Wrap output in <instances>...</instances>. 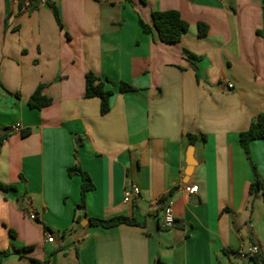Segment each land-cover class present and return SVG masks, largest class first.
I'll return each mask as SVG.
<instances>
[{
	"label": "crops",
	"instance_id": "crops-1",
	"mask_svg": "<svg viewBox=\"0 0 264 264\" xmlns=\"http://www.w3.org/2000/svg\"><path fill=\"white\" fill-rule=\"evenodd\" d=\"M42 1L0 0V250L30 248L2 264L264 259V198L249 196L251 164L264 181V139L251 160L239 142L264 111V0H59L58 19ZM171 10L189 24L178 43L142 29ZM88 73L113 93L106 115L85 98ZM39 87L51 99L40 110L29 106ZM75 165L95 185L85 208ZM131 185L141 195L125 203ZM121 216L138 224L90 225Z\"/></svg>",
	"mask_w": 264,
	"mask_h": 264
},
{
	"label": "trees",
	"instance_id": "trees-1",
	"mask_svg": "<svg viewBox=\"0 0 264 264\" xmlns=\"http://www.w3.org/2000/svg\"><path fill=\"white\" fill-rule=\"evenodd\" d=\"M101 1V0H96ZM55 11V15L58 19V12L56 9V4H51ZM153 26L147 25L144 21L140 20V24L142 29L151 33L153 30L157 31L159 35V40L165 44H174L178 43L183 34L188 30L189 24L184 21L181 17V14L178 11H164V12H154L152 14ZM199 34L200 36H204L206 34V27L203 25H199ZM119 89L121 92H129L134 91V87L121 83L119 85ZM112 92L105 89V83L101 81L98 77H96L93 73H88L86 75V90H85V98H99L101 100V114L106 115L111 110L110 98L112 96ZM51 104V99L47 96L43 95L42 87H39L33 95L29 99V106L33 109H42L48 107ZM29 134V131H24L22 133L23 136ZM191 143H194L196 136L190 135ZM264 139V111L258 115V117L252 122L249 129L244 131L239 136V142L241 147L243 148L247 159L251 160L250 156V144L253 141ZM1 140V139H0ZM253 171V181L249 188V196L251 197V203L256 200L259 196L264 198V181L261 179V176L254 164H251ZM70 176H80L82 179L81 184V200L79 203L80 208H85L86 205V196L87 193L95 189V185L89 174L82 170L79 166L75 165L68 169ZM3 189H10V187H4L1 185ZM168 200H166L167 202ZM165 202V203H166ZM138 223L130 219L128 217H116L112 219L102 220V219H90V225L94 227H101L104 229L115 228L121 225H130L135 226ZM30 248L19 249L15 248L12 251H2L0 250V264H2L4 258L11 254H17L21 258L25 259L26 257L23 255L24 251L29 250ZM31 260V259H30ZM33 261V260H31ZM253 261L256 263L264 262V259L259 258V256H254ZM34 262V261H33ZM159 264H164L160 262Z\"/></svg>",
	"mask_w": 264,
	"mask_h": 264
},
{
	"label": "built area",
	"instance_id": "built-area-1",
	"mask_svg": "<svg viewBox=\"0 0 264 264\" xmlns=\"http://www.w3.org/2000/svg\"><path fill=\"white\" fill-rule=\"evenodd\" d=\"M59 0H43L41 2V4H56V2ZM32 8V3L30 1H26L23 5L22 11H27L29 9ZM227 86L229 89H233V85L230 83H227ZM21 130V126L19 124H15L11 127V131L12 132H19ZM189 193H197L198 191V186H192L190 188H188L187 190ZM141 195V190L137 185H131L129 186L126 190H125V194H124V202L125 203H131L135 200H137ZM173 207H174V200L172 198L168 199V201L166 202L165 206H164V215H163V219H162V225L164 228L166 229H172L175 225V217H174V211H173ZM30 219L32 221H37V216L32 213L29 215ZM48 242L49 243H53L54 242V236L51 235L48 238ZM249 254L251 256H254L258 253V248L252 247L251 249H249Z\"/></svg>",
	"mask_w": 264,
	"mask_h": 264
},
{
	"label": "water",
	"instance_id": "water-1",
	"mask_svg": "<svg viewBox=\"0 0 264 264\" xmlns=\"http://www.w3.org/2000/svg\"><path fill=\"white\" fill-rule=\"evenodd\" d=\"M193 169H194V165L192 162L189 163V167H188V170L186 172V176H191L192 173H193Z\"/></svg>",
	"mask_w": 264,
	"mask_h": 264
},
{
	"label": "rangeland",
	"instance_id": "rangeland-1",
	"mask_svg": "<svg viewBox=\"0 0 264 264\" xmlns=\"http://www.w3.org/2000/svg\"><path fill=\"white\" fill-rule=\"evenodd\" d=\"M261 196H262V193H261ZM58 233V232H57ZM254 264H256L255 262H253ZM263 264H264V262H263Z\"/></svg>",
	"mask_w": 264,
	"mask_h": 264
}]
</instances>
